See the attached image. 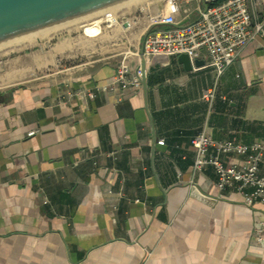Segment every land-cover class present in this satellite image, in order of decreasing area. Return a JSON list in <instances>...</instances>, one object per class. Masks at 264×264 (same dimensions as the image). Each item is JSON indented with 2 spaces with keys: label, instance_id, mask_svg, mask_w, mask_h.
<instances>
[{
  "label": "crops",
  "instance_id": "0c3cea01",
  "mask_svg": "<svg viewBox=\"0 0 264 264\" xmlns=\"http://www.w3.org/2000/svg\"><path fill=\"white\" fill-rule=\"evenodd\" d=\"M126 20L84 32L107 43L98 54L71 35L3 67L0 264H264L255 233L264 203L219 189L212 166L194 169L192 146L203 128L264 141V28L218 73L206 54L191 69L179 55L144 57L151 19L139 41L127 30L141 21ZM122 60L129 73L145 60L146 88L69 97L113 80ZM44 65L54 67L25 77ZM208 88L212 101L203 97Z\"/></svg>",
  "mask_w": 264,
  "mask_h": 264
},
{
  "label": "built area",
  "instance_id": "2783aa9c",
  "mask_svg": "<svg viewBox=\"0 0 264 264\" xmlns=\"http://www.w3.org/2000/svg\"><path fill=\"white\" fill-rule=\"evenodd\" d=\"M193 11L197 16L186 19ZM149 17L151 21L143 38L144 57L187 53L194 64L195 59L206 54L205 64L222 73L263 30L264 0H197L194 9L184 7L178 0H169L164 9ZM106 21L113 24L112 20ZM141 77V68L129 73L122 60L110 82L91 88L78 87L67 93L69 97L86 95L92 98L100 92L118 94L120 90L141 87ZM203 97L212 101L214 88L205 89ZM35 131L30 130L29 134ZM158 142L163 144L165 139ZM192 146L196 152L195 170L210 165L216 173L219 189L235 190L248 203H264V141L245 143L215 138L203 128L193 136ZM233 156L240 158L232 161ZM255 233L258 241H264V218L256 226Z\"/></svg>",
  "mask_w": 264,
  "mask_h": 264
},
{
  "label": "water",
  "instance_id": "95a60500",
  "mask_svg": "<svg viewBox=\"0 0 264 264\" xmlns=\"http://www.w3.org/2000/svg\"><path fill=\"white\" fill-rule=\"evenodd\" d=\"M132 1L135 0H0V46ZM179 59L188 69L193 68L187 53H181ZM194 63L203 61L195 59ZM141 70L146 88L145 60Z\"/></svg>",
  "mask_w": 264,
  "mask_h": 264
},
{
  "label": "rangeland",
  "instance_id": "374dc122",
  "mask_svg": "<svg viewBox=\"0 0 264 264\" xmlns=\"http://www.w3.org/2000/svg\"><path fill=\"white\" fill-rule=\"evenodd\" d=\"M169 0H144L145 4L139 3L135 6H133L130 9L125 8V4L120 5L115 7L117 14H118V21H117V26L118 24L122 25L124 20L126 18H129L131 20H140L141 23H138L133 28H129L127 30V35L131 36L133 39L136 38L135 40L139 41V27L145 20L149 18L151 14H155L158 10L164 9L166 3ZM181 2L183 6H191L189 1L186 0H178ZM127 4V3H126ZM145 9H142V8ZM100 13L67 23L68 26H63L62 28H59L54 34L44 37L41 40L35 39L34 42L27 44L25 46H11L9 43L3 46H0V73L4 69L6 70L7 67V62H9L10 59H13L15 57H22L23 60L25 61H32L33 56L37 53H44V52H49V50L52 49V46L54 43L59 39V37H67V36H81L83 43H85V47L88 49V47H92L94 49L97 48V54L102 51V49L107 45L105 40L103 38H100L99 35H94L92 36V41L90 40H84V39H89L86 35L88 32L93 31V33H99L102 30V25L104 26V29L108 30L110 28H115L113 27H107L108 21H102L101 24V19H100ZM105 13V12H104ZM180 17L181 14H178ZM143 19V20H142ZM73 25V27H70L69 25ZM70 27V29H68ZM67 28V29H66ZM84 29V30H83ZM86 34H85V33ZM107 33V31H104V34ZM101 34V33H100ZM48 38V39H47ZM85 41V42H84ZM20 42L18 40L17 44ZM16 41L14 42V44ZM5 46V47H4ZM5 50V51H4ZM85 51H87L85 49ZM6 67V68H5ZM54 66L52 65H44L38 68V70L29 72L25 76L26 78H30L35 76L37 73H47L53 69ZM8 70V69H7Z\"/></svg>",
  "mask_w": 264,
  "mask_h": 264
},
{
  "label": "bare ground",
  "instance_id": "6f19581e",
  "mask_svg": "<svg viewBox=\"0 0 264 264\" xmlns=\"http://www.w3.org/2000/svg\"><path fill=\"white\" fill-rule=\"evenodd\" d=\"M139 3H142V4H145L144 3V0H135V1H132V2H129L127 3V8L128 7H133ZM108 15V16H107ZM118 18V15H117V12L115 10V7L114 8H111V9H108L105 11L104 15H103V18L100 17L101 21L102 20H106V19H109V20H112L113 23H117L116 19ZM143 20V19H142ZM116 21V22H115ZM125 24H129V21H124ZM68 26V24H65V25H62V26H59V27H56V28H53V29H50V30H47V31H44V32H41V33H38V34H35V35H32V36H29V37H26L24 39H21L20 42L17 44L18 41H16V43L14 44H9L10 47L12 46H25L27 44H30L32 42H34L35 39H38V40H41L42 38L44 37H47V36H50L52 34L57 33L56 31L59 29V28H62L63 26ZM70 27H73V25H69ZM70 27L68 29H70ZM67 29V28H66ZM48 39V38H47ZM42 41V40H41ZM5 47V46H4ZM1 49V48H0ZM5 51V50H4Z\"/></svg>",
  "mask_w": 264,
  "mask_h": 264
}]
</instances>
